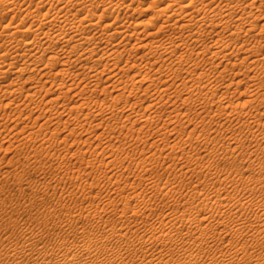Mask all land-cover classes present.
<instances>
[{
	"label": "rangeland",
	"instance_id": "1",
	"mask_svg": "<svg viewBox=\"0 0 264 264\" xmlns=\"http://www.w3.org/2000/svg\"><path fill=\"white\" fill-rule=\"evenodd\" d=\"M43 1L46 3L43 4ZM129 1L131 2V0H126L127 3H125L129 4ZM155 1L156 0H134L128 7H123L121 9L122 15L127 14L130 16L129 19L135 30H145L144 33L137 35L140 37L139 41L141 40L143 42V38L146 37V31L153 29L150 17L154 16L160 8L159 6L163 5L162 2L167 0H157L156 3ZM172 1L173 0H168L167 2L169 3ZM196 1V4L199 5L200 0ZM244 1L249 3L252 0ZM55 2L56 0H0V31L5 29L4 26H7V24H17L19 26L20 22V25L24 26L21 27L22 30L29 26L28 24L30 23L36 24L43 19L44 16L38 15L36 12L37 16L29 17L27 16V12L33 9L35 14L34 10L37 9L39 5L44 7L45 10L51 9V11H55L61 5L58 0L56 4ZM219 2L220 0H216L214 3L215 6L217 4L221 6ZM52 8H54V10ZM82 9L86 11V14L94 13V11H91L93 9L90 6L86 8L82 7ZM246 10L250 12V14H262V17H260L263 18L264 6H257V8L247 7ZM19 11L22 12L20 13ZM100 11H102V9L98 10L97 13H102ZM253 11L255 12L253 13ZM76 12L77 11L74 10V13ZM238 12L240 11L238 10ZM105 14H108V12H105ZM35 17L36 19L34 20L33 18ZM163 18H165V16H163ZM227 18L228 17L225 18V21L223 20L224 22L218 21L220 24L215 26L218 28H216L217 30L215 27H213V31L210 30L212 29V26H210L206 29L207 31L205 30L204 33L202 32L200 34V37L195 36L197 39L195 37L191 38L188 35L189 31L187 34L186 31L189 30V27L181 31L180 34L183 32V38L186 39L187 36L189 37L186 39V42L180 45V48L177 49L173 58L183 53L185 56L188 55L186 56V59H188V61H185L186 63L179 62L172 65L173 67L165 66L161 71H157V69L160 68L158 67L160 59L156 60V58H153L154 61L153 59H148L150 55L146 54V48H136L133 52L134 54L130 56L131 60L129 61L132 62V64L136 61L135 65L137 67H135L134 70L131 69V71L133 70L132 72H135L139 70L138 72L141 71V75L148 74L152 77L144 82L145 85L139 89H137V87L133 89L132 84H130L125 88L126 93L120 97V100H118L119 102L117 99L113 102L112 99L114 96L116 97L118 95L119 91L124 90L125 84L121 82H117L116 84V86H120L119 88L112 86L113 84L115 85L116 81H108L109 84L103 82L104 85L108 84V90L110 89L105 93L100 89L103 87L102 85L97 93H92V95H88L90 92L88 94L86 93L89 99L95 94L90 100L91 105H93L92 102L95 98H99V103L100 101L102 104L109 102L113 107L109 111L106 109L107 104L102 105L101 107H105V109H101L107 111L100 114L101 117L99 115H91L87 118L85 115H80L78 119L73 115L70 116V118L73 117L74 119L71 118L70 124L67 125L65 119L68 117L67 112L64 111L63 114H59L60 112L58 113L56 110L62 109L63 107L69 109L68 107L78 103L76 101L78 97H74L72 93L67 97L62 95L63 97L61 96L57 99V102L53 101V103H56V105L54 104L56 106V110L54 109V111L58 113V115L54 111L45 112V115L44 111L40 110L41 108H37V110H33V117L28 119L30 113L28 111L29 109L22 107L23 115L24 113L25 115L22 120H17V118L13 116V118L10 117L11 114L15 112L13 108H11L13 109L11 110L9 106H7L3 108L4 110H0L2 114H5V116L1 115L3 117L0 116V264H46L48 260H56L55 258L60 255L61 248L72 247L74 250L80 252L83 245L84 247H90V251H87L89 254L85 253V255L81 252L79 256L83 259L87 256L86 258L89 259V257H95L97 255V250L98 253L100 252V248L98 249V247L101 245L103 246V244L107 247L110 245L109 248L112 249L115 246L114 249L116 252V245L119 247H122V245L124 246L123 242L126 240V237L130 239V242H136L134 245L138 249V255H141L143 250H148L149 253H165L164 260H160L158 258L159 255L151 262H148L150 261L149 259H144L142 255L139 256V258L136 256L134 257L131 254V250H133L134 247L132 245L127 247L126 250H122L125 261H118L114 264H176L177 258L175 257L185 258L193 251L196 259L194 258L188 264H264L262 261L264 260V256L262 255L264 254V236L258 237V240H253V238H256L254 234L259 233L257 227L254 226L258 224L256 223L257 221L253 223L256 214L261 213V217L263 218H261L260 222H264V208L258 204L264 202V64L247 66V63L244 64L240 62L242 57L246 55L244 52H254L258 58H262L261 55L264 56V46H262V44H264V32L260 31L264 19L259 18L256 20L254 17L249 18V20H254L257 26L251 33L246 30H243V32L237 31L235 29L237 24L236 19H232L234 17ZM119 19L122 20L121 18ZM120 20L117 19V21ZM26 22L27 24H25ZM227 22L233 25L231 26ZM223 24H225V26ZM54 26L55 25L51 24L50 27L48 26L49 29L48 27L46 29L53 30ZM176 26L164 27L160 30L162 31L160 34L163 33L167 34V36H176L177 34L175 32L179 30ZM226 27L227 29H225ZM223 28L226 31H223ZM233 28L235 30L232 31ZM164 30L168 32H164ZM173 30L175 32H173ZM8 31L9 30H7V32ZM245 31L247 34L244 33ZM32 35L33 33L18 32L13 35L10 41L21 38L23 41L22 45H20V50H23L26 47L25 40ZM118 37L119 36H116L114 38ZM136 37L134 40H137ZM215 38H218L216 40L221 43L222 41L223 43H226V41L229 42L226 43L228 46L225 50H222L223 53L220 57L215 56L213 50L204 51L206 44L211 45L212 40H215ZM189 40L190 43H188ZM231 40L233 41L231 42ZM240 44H244V48H247L246 50L243 48L244 50L242 51L244 52L238 51V48L241 46ZM193 49H195L194 52ZM143 50L146 53H144ZM205 52H207V54ZM203 54L204 56H202ZM224 54L225 56H223ZM140 57L143 59L140 60ZM125 59H127V56ZM221 59L223 61H221ZM212 60H214V62ZM45 61H47V58L42 59L40 62L41 66L44 65L42 63ZM129 61H123L120 64L124 67L122 70L128 68L130 65ZM146 61L148 63L145 64ZM21 63L22 62H17L15 66L11 68L7 77L3 78L4 83H7V81L18 74L15 72L16 66H19ZM137 63L139 65H137ZM167 63H169V61H167ZM224 63L225 66H223ZM196 64L198 67H196ZM213 64L214 66H211ZM149 65H151V67ZM191 65L197 69L194 70ZM53 66L54 65H50L45 71H35L31 75L29 74V76L39 81L40 78H45L41 76L43 75L42 73L49 71L53 73L52 70H56L55 66ZM75 66L76 65H73L72 67L74 72L78 71V66ZM146 66L150 68H146L150 71L148 73H144L147 72L145 69ZM224 67L225 69L228 67L227 71H225ZM168 68L173 72L171 73V71H168ZM173 68L174 70H172ZM220 68L222 69L221 71H223L222 73ZM167 71L170 72V74H166L168 73ZM186 71L189 73H186ZM159 72H161V74ZM207 73H209V76ZM156 74L159 75L156 76ZM176 74L179 75L177 76ZM232 74H234V76H232ZM169 75L171 77L173 76V78H177V80L174 78L173 81L175 82L173 83V78L171 79ZM189 75H193L192 78L195 80L190 77L189 79ZM23 76L26 78L28 74ZM80 76L86 78L85 74ZM80 76L78 77L79 81L81 78ZM25 78L19 81L23 82ZM150 79L153 80L152 87L147 89L148 91L146 90V92V84L151 85ZM178 79L180 82L183 80L186 81L178 83ZM238 79L239 81L241 80L240 82L238 81L239 83L237 82ZM3 80H0V84ZM192 80L194 82L203 80L202 84L207 85V87L201 92L197 90L193 91L192 100L184 106L181 99L175 96L177 93H175V91L182 92V98L186 97V95L189 96V90L187 89V91L186 87L182 84L187 82V86H192L190 88L192 89L193 86L195 87L197 84ZM155 81L157 82L155 83ZM218 81L219 84L217 85ZM68 82V84H70L72 81ZM164 82H166V84ZM35 83L37 85L40 84L39 86L42 85L41 82ZM176 83H178L177 86ZM156 84L159 85L157 86ZM111 87L114 88L111 89ZM159 87L167 90H160ZM27 88L28 85L26 83L24 85V94H26L25 90ZM55 88L52 89L54 93H51V95L47 97L42 98V95L36 96L34 100L35 104L38 103L37 105L46 107L45 109L47 110V107L51 106L52 103H47L46 99H49L51 96H57L59 94L58 91H61L59 89L55 90ZM143 90L145 92H143ZM99 91L102 93L100 92L101 94H99ZM158 91L159 93H157ZM2 94L3 92L0 96ZM17 94H15V96L14 93H10V95H12L11 97H15L16 102L17 98L18 100L24 99V94L21 96L20 93ZM113 94L114 96L112 97ZM97 95L100 97L97 98ZM9 97L8 95L5 99L7 100ZM159 97L161 98L159 99ZM144 98L146 99L143 100ZM175 98L178 99L175 100ZM207 98L210 99L209 103H206ZM74 99L76 100L74 101ZM204 101L205 105H203ZM220 102L223 104L227 103L226 105L229 106L228 110H222ZM148 103H150V105H152V103L154 104L151 107ZM65 104L66 106H64ZM157 104L159 105L157 106ZM232 104L233 107L231 106ZM76 106H78V104H76ZM165 106L166 108H164ZM153 107L154 109L152 110ZM179 107H181V109ZM84 108L85 111L88 112L87 106ZM112 110H114L113 113L111 112ZM203 110H207L209 113L211 112L210 114L213 118L204 119ZM40 111L43 119V116H53L52 124L49 122L50 125H42L41 122H43V119L32 124V122L35 121V119L32 120V118L38 116ZM201 111L203 114L200 113ZM207 111L205 112L206 114ZM130 112L133 117L139 114L142 119L148 118V116L145 115H149L153 120L155 119V123L153 120H151L150 123H146V126L140 121L132 123L131 119H126V114ZM142 113L144 114L141 115ZM179 113L181 115H179ZM7 114L10 116L8 117ZM108 114H110V116ZM103 116L109 118L105 120L102 119L104 118ZM57 121L60 122L59 125H57ZM101 121H103V123H101ZM79 122L81 124L85 122V126L82 127ZM96 122L100 126H98ZM123 124L126 125L124 128L122 127ZM95 125H97V128L94 127ZM164 125L165 127H163ZM41 126L42 128H40ZM72 127H76V130L73 131ZM12 131L15 133L13 134ZM31 131H36L32 137L30 135V133H32ZM70 131L72 134H70ZM22 138L24 140H22ZM231 140H233V142ZM234 146L235 149L233 148ZM232 150L233 152H231ZM241 151H243L242 154ZM226 153L228 156H226ZM246 154H248V157ZM257 157H259V159ZM261 162H263V164H261ZM237 168L243 170L244 173L242 176L236 171ZM157 188L160 189L159 192ZM217 194L228 198V200L225 199L221 204V208L209 204V208H207L208 206H204L203 209L206 210V214L209 213V219L215 226L218 222L220 223L221 220H223V225L218 224V227L216 226L214 228L209 221L207 229H209L208 233L211 235H204V237L200 238V227L196 223H190L187 220L189 217L199 216L198 209H200L201 206H199L198 203L200 201L206 197H215ZM196 195L197 197L194 198ZM198 199L200 201H197ZM187 202H191L188 207L185 206L188 204ZM242 203L244 204L243 208L237 207V204ZM125 204H128V208L124 211ZM189 206H191V209ZM187 210H190L191 215ZM124 215L127 218H125ZM173 216H176V218ZM236 216L241 217L239 218L240 220ZM172 218L176 223L179 221L175 228L178 232H183L187 243L186 241L185 243L182 242L181 238L176 234L173 235V238H178L179 244H174L173 241L165 239L164 237H157V235L169 233L167 229L170 230L174 222ZM181 218H183V220L186 219V221L184 220L185 222L183 223ZM250 221H252V223ZM238 225L240 227L243 226L239 231L236 230V227H239ZM188 233H194L193 237ZM153 234H155L156 237H154L155 235ZM142 235L143 237L141 238ZM100 236L103 238L101 239ZM199 238L202 240H198ZM139 240H144L145 242L141 244ZM80 244L83 245L81 246ZM259 253H262L261 256ZM255 254H258L257 257ZM261 257L263 259H260ZM187 259L190 258L188 257ZM127 261H129V263Z\"/></svg>",
	"mask_w": 264,
	"mask_h": 264
},
{
	"label": "bare ground",
	"instance_id": "2",
	"mask_svg": "<svg viewBox=\"0 0 264 264\" xmlns=\"http://www.w3.org/2000/svg\"><path fill=\"white\" fill-rule=\"evenodd\" d=\"M54 1V0H53ZM59 3L61 4L57 10L55 11H51V9H46L42 6L39 5V7L37 9H35V14L33 12V9L32 11L29 10L27 12V16H37L36 15V12L38 15H42L44 16L41 17L43 19H41L39 22H37L36 24L35 23H30L28 24L29 26H27L26 28H24V30L21 29V27L23 25H20V22H19V26L17 24H14L15 25H8L7 26H4L5 29H2V31H0V80L4 77H7V74L10 72L11 68H13L15 66V64L17 62H22L19 66H16V73H18L17 75H15V77L11 78V80L7 81V83H4V80L3 82L0 84V94L3 92V94L0 96V110L3 109L4 107H7L9 106V108H13L15 110L14 113L11 114V116L9 114H7V116L11 117V118H17L22 120L23 119V109H21L22 107L23 108H27L29 109L28 111L30 112L29 113V117L28 119H30V117H33V113L34 111L33 110H37V108H41L40 110L44 111L45 112H48V111H51L53 112L54 109H55V105L56 103H53V101L57 102V99H59L62 95L67 97V96H70L69 94H73V96L75 97H78L77 100L74 99V101L76 100L78 103V106H76V104H71L72 106L68 107L69 109H66V108H62V109H55L56 112H60L59 114H63L64 111L67 112V115L68 117H66V123L67 125L70 124V116H73L75 118H78L80 115H85L87 118L91 115H94V116H100V114L102 113H105V111L107 110H111V108H113L110 103H104L102 104L101 101L100 103L98 102V96L97 95V98L98 99H94V103L92 102L93 105H91V98L93 96H95V94L90 97V99L87 97V94L88 95H92V93H97V91L99 90V88L101 87V85L103 86L101 89V91H103L104 93L107 92L108 90V81H116L115 85L113 84L112 86H116L117 82H121L123 84H125L124 86V90H121L119 91L118 95L115 97L114 94L112 95V97L114 96V100L112 99V101L114 102L115 99L120 100V97H122V95L125 92V88H127L130 84H132L133 86V89H135V87H137V89L143 87L145 84L144 82L148 81V79L152 76L150 75H141V71L138 72V71H135V72H132L134 70L135 67H137L135 65L136 61H134L135 63L132 64V62H130L129 60L130 59V56L133 55L134 53V50L136 48H146L147 49V53L144 51V53L150 55L148 57V59H153V58H156V60H159L160 59V64L158 65V67H160L159 69H157V71H161L162 68H165L166 67H170L174 64H177L179 62L183 63L185 62L186 60L188 61V59H186V56L188 55H184L183 53L176 56L175 58H173V56L175 55V52L177 51L178 48H180V45H182V43L186 42V39L190 36L191 38L192 37H200V34L203 32H205V30L212 26V30L213 31V27L217 26L218 24H220L218 21H222L224 22L225 21V18L228 17H234L232 19H236V26H235V29L237 31H242L243 30H246L247 32L250 31L252 33V31L254 30V28H256V24L254 23V20H249L250 17H254V19H264V14H263V18H261L262 14H255L253 11L254 14H250V12H247L246 8L247 7H256L257 6H261L263 7L264 6V0H252L251 2H245L244 0H220L219 3H221V6L220 4H217L215 6V2L216 0H200L199 2V5L196 4V0H173L172 2H162L163 5L162 6H159L160 8L158 9L157 13L154 15V16H151L150 17V20H151V26L153 27L152 30L150 31H146L145 35L146 37L143 38V42L139 39L140 37L137 36L138 34L140 33H144L145 30L143 31H138V30H135L132 26V22L130 21L129 19V15L127 14H123L122 15V12H121V9L123 7H128L130 5V3L134 0H131V2L129 4H126V0H58ZM157 1V0H156ZM155 1V3H156ZM159 1H162V0H159ZM207 1V2H206ZM57 2V0H56ZM55 2V4H56ZM126 2V3H125ZM132 2V3H133ZM259 2V3H258ZM43 4L46 3V2H42ZM41 3V4H42ZM161 4V2H160ZM214 4V6H213ZM52 5V4H51ZM88 5V6H87ZM158 5V3H157ZM54 6V5H53ZM91 7L93 10H91L92 12L94 11V13H88L86 14L82 7L86 8V7ZM29 7V6H28ZM32 7V6H31ZM49 7V6H47ZM51 8V6H50ZM244 8V9H243ZM12 9V8H11ZM24 9V8H23ZM30 9V8H29ZM54 10V8H52ZM82 9V10H81ZM88 9V8H87ZM102 9V13H97L98 10ZM74 10L77 11L76 13H74ZM238 10L240 12H238ZM256 10V9H255ZM258 10V9H257ZM27 11V10H26ZM88 11V10H87ZM90 11V12H91ZM252 11V10H251ZM260 11V10H259ZM20 12V11H19ZM22 12V11H21ZM20 12V13H21ZM105 12H108V14H105ZM262 12V11H261ZM25 13V12H24ZM23 13V14H24ZM121 13V14H120ZM264 13V12H263ZM246 14V15H244ZM26 15V14H25ZM121 15V16H120ZM26 16V17H27ZM163 16H165V18H163ZM236 16V18H235ZM261 16V17H260ZM119 18H121L122 20H120ZM227 18V19H228ZM20 19V18H19ZM32 19V18H31ZM34 20L36 19L33 18ZM120 20V21H117ZM26 20V19H25ZM24 20V21H25ZM32 20V21H34ZM38 20V19H37ZM36 20V21H37ZM224 20V21H223ZM230 20V19H229ZM227 21V20H226ZM234 21V20H232ZM30 22V21H29ZM235 22V21H234ZM10 23V21H9ZM228 23V22H227ZM233 23V22H232ZM23 24V23H22ZM27 24V22L25 23ZM55 25L53 30H48L50 25ZM138 24V23H137ZM177 26H176V25ZM230 24V23H228ZM235 24V23H234ZM225 26V24H223ZM227 25V24H226ZM231 25V24H230ZM233 25V24H232ZM231 25V26H232ZM261 29L260 31L261 32H264V23L261 24ZM49 26V27H48ZM176 26L179 30L178 32H175L173 30V32H175L176 36H167V34H160L162 31H160L162 28H166V27H174ZM222 26V27H224ZM24 27V26H23ZM48 27V29H46ZM53 27V26H52ZM175 27V28H176ZM189 27V28H188ZM234 27V26H233ZM176 28V30H177ZM189 29L187 30V34H188V31H189V36L185 38H183V32L182 34L181 31H184V29ZM217 27H215L216 29ZM231 28V27H230ZM172 29V28H171ZM170 29V30H171ZM218 29V28H217ZM216 29V30H217ZM224 29V28H223ZM227 29V27L225 28ZM223 30V31H226V30ZM234 28L232 29L235 30ZM7 30H9L7 32ZM207 31V30H206ZM219 31V30H218ZM218 31H215V32H218ZM221 31V29H220ZM219 31V32H220ZM231 31V30H230ZM231 31V32H232ZM246 31L244 33H246ZM18 32H23V33H33L32 36H30V38H28L27 40H25V45L26 47L23 49V50H20V45H22V39H15L13 41H10L11 38L13 37V35H15L16 33ZM164 32H168V31H165ZM255 32V31H254ZM172 33V32H171ZM210 33V32H209ZM212 33V32H211ZM238 33V32H237ZM236 33V35H237ZM173 34V33H172ZM208 34V33H206ZM215 34V33H213ZM212 34V35H213ZM242 34V33H241ZM247 34V33H246ZM257 34V32H256ZM216 35V34H215ZM220 35V34H219ZM231 35V34H230ZM235 35V36H236ZM239 35V34H238ZM116 36H119L118 38H114ZM137 36V37H136ZM210 36V35H209ZM223 36V35H222ZM233 36V35H232ZM136 37L137 40H134V38ZM261 37V36H260ZM196 38V37H195ZM235 38V37H234ZM197 39V38H196ZM199 39V38H198ZM202 39V38H201ZM216 39L218 38H215V40H212V43L211 45H207L205 46L204 48V51H209V50H213V53L215 56L217 57H220L223 53V49L225 50L228 46V44H226L228 41H226V43H222L220 41H217ZM221 39V38H220ZM219 39V40H220ZM223 39V38H222ZM221 39V40H222ZM194 40V39H193ZM224 40V39H223ZM198 41V40H197ZM233 40H231L232 42ZM259 41V40H258ZM196 42V40H195ZM230 42V43H231ZM188 43H190V40L188 41ZM192 43V42H191ZM208 43V42H207ZM210 43V42H209ZM229 43V42H228ZM235 43V42H234ZM194 44V42H193ZM199 44V43H198ZM232 44V43H231ZM122 45V46H121ZM185 45V44H183ZM189 45V44H187ZM186 45V46H187ZM241 45V44H240ZM257 45V44H256ZM131 46V47H129ZM193 46V45H192ZM230 46V45H229ZM255 46V45H254ZM262 46H264V44H262ZM258 47V46H256ZM202 48V49H203ZM244 44L241 45L239 48H238V51H242L244 50ZM261 48V47H260ZM145 49V50H146ZM190 49V48H189ZM247 49V48H246ZM245 49V50H246ZM184 50V49H183ZM187 50V49H185ZM195 49H193V52H194ZM191 51V50H190ZM203 51V50H202ZM235 51V50H234ZM258 51V50H257ZM192 52V51H191ZM229 52V51H227ZM233 52V51H232ZM244 52V51H242ZM250 52V51H249ZM256 52V51H255ZM143 53V52H142ZM143 53V54H144ZM198 53V52H197ZM200 53V52H199ZM207 54V52H205ZM212 53V54H213ZM226 53V52H225ZM246 55L242 57L241 61L242 63L246 64L247 63V66H250V65H263L264 64V56H262V58H258L254 52H250V53H246L244 52ZM254 53V55H253ZM189 54V53H188ZM228 54V53H227ZM190 55V54H189ZM192 55V54H191ZM258 55V54H257ZM127 56V59H125V57ZM204 56V54L202 55ZM225 56V54L223 55ZM227 56V55H226ZM231 56V55H230ZM238 57V56H237ZM43 58H47V61L43 62L42 64H44L43 66H41L40 62L42 61ZM147 58V57H146ZM188 58V57H187ZM209 58V57H207ZM212 58V57H211ZM224 58V57H223ZM227 58V57H226ZM143 59L140 57V60ZM198 59V58H196ZM214 59V58H213ZM251 59V60H250ZM139 60V59H138ZM191 60V59H190ZM229 60V59H227ZM233 60V59H232ZM123 61H129L130 62V65L128 66V68L122 70V67L120 64L123 62ZM150 61V60H149ZM154 61V59H153ZM167 61H169V63H167ZM209 61V60H208ZM214 62V60H212ZM211 61V62H212ZM221 61H223L221 59ZM226 61V60H225ZM82 62V63H80ZM144 62V61H143ZM157 62V61H156ZM193 62V61H192ZM198 62V61H197ZM196 62V63H197ZM219 62V60H218ZM148 63L147 61L145 62V64ZM152 63V61H151ZM150 63V64H151ZM155 63V62H154ZM167 63V64H166ZM186 63V62H185ZM191 63V62H190ZM195 63V62H194ZM216 63H217V59H216ZM215 63V65H216ZM231 63L233 64V62L231 61ZM235 63V62H234ZM239 63V62H238ZM126 64V63H125ZM124 64V65H125ZM143 64V63H142ZM141 64V65H142ZM193 64V63H192ZM212 64V63H211ZM231 64V65H232ZM50 65H54L56 70H52L53 73L51 71L49 72H46V73H42L43 75H41L42 77H45V78H40L39 81H36V79L34 77H31L29 76V74L31 75L32 73H34L35 71H45V69H47ZM73 65H76L78 66V71H73L72 67ZM127 65V64H126ZM137 65H139L137 63ZM144 65V64H143ZM152 65V64H151ZM151 65H149L151 67ZM197 65V64H196ZM195 65V66H196ZM219 65V64H218ZM227 65V63H226ZM53 66V67H54ZM75 66V67H76ZM211 66H214L211 65ZM210 66V67H211ZM217 66V65H216ZM225 66V63L224 65ZM229 66V65H228ZM236 66V65H235ZM246 66V65H245ZM52 67V68H53ZM140 67H144V66H140ZM158 67H155V68H158ZM173 67V66H172ZM171 67V68H172ZM192 68L197 69L195 67H193V65H191ZM190 67V68H191ZM198 67V65L196 66ZM207 67V66H206ZM218 67V66H217ZM222 67V66H221ZM232 67V66H231ZM234 67V66H233ZM119 68H120V71H119ZM139 68V67H138ZM147 68V66L145 67V69ZM201 68V67H200ZM76 69V68H75ZM131 69H133L131 71ZM141 69V68H139ZM147 69H150V68H147ZM146 69V70H147ZM153 69V68H152ZM211 69V68H210ZM209 69V70H210ZM214 69V68H213ZM217 69V68H216ZM215 69V70H216ZM225 69V67H224ZM228 69V67H227ZM227 69H225V71H227ZM122 70V71H121ZM137 70V69H136ZM145 70V71H146ZM165 70V69H164ZM164 70H163V73H164ZM174 70V68L172 69ZM192 70V69H191ZM206 70V69H205ZM214 70V71H215ZM218 70V69H217ZM222 69L220 68V71ZM132 74H131V72ZM168 71H171L169 70L168 68ZM167 71V72H168ZM189 71V69H188ZM186 71V73L188 72ZM207 71V70H206ZM144 72V71H143ZM150 72L149 70H147V72H144V73H148ZM153 72V71H152ZM173 71H171L172 73ZM175 72V71H174ZM192 72V71H191ZM198 72V71H197ZM201 72V71H200ZM204 72V71H203ZM223 71H221L222 73ZM157 73V72H156ZM161 74V72H159ZM162 73V74H163ZM176 73V72H175ZM189 73V72H188ZM194 73V71H193ZM206 73V72H205ZM219 73V72H218ZM263 73H264V70H263ZM28 76L25 78L23 75H27ZM82 74H85L86 78H82L80 75ZM131 74V75H130ZM150 74V73H149ZM166 74H170V72L166 73ZM192 74V73H190ZM195 74V73H194ZM225 74V73H224ZM223 74V75H224ZM34 75V74H33ZM159 75V74H156V76ZM172 75V74H171ZM177 75V74H176ZM179 75V74H178ZM177 75V76H178ZM198 75V74H197ZM207 75L209 76V73H207ZM222 75V74H221ZM81 77L80 78V81L78 80V77ZM155 76V77H156ZM167 76V75H166ZM202 76V75H201ZM228 76V75H227ZM231 76V75H230ZM232 76H234V74H232ZM36 77V76H35ZM169 77H171L169 75ZM186 77V76H185ZM191 78L193 79V75H189L188 78ZM24 79L25 80L23 82H20L21 80L20 79ZM37 78V77H36ZM166 78V77H165ZM168 78V77H167ZM166 78V79H167ZM173 78V76L171 77V79ZM175 78V77H174ZM174 78L172 79V81L174 80ZM187 78V79H188ZM189 78V79H190ZM195 78V77H194ZM225 78V77H223ZM41 79H45V80H41ZM155 79V78H154ZM159 79V78H158ZM161 79V78H160ZM169 80H171L170 78H168ZM177 80V78H175ZM20 80V81H19ZM38 80V79H37ZM179 80V79H178ZM183 80V79H181ZM195 80V79H193ZM192 80V81H193ZM217 80V79H216ZM223 80V79H222ZM43 81V82H42ZM68 81H72L70 84H68L69 82ZM162 81V80H160ZM167 81V80H166ZM183 81H186V80H183ZM182 81V82H183ZM203 81V80H202ZM202 81H195L197 84L196 86L192 89H190L193 85L191 83L190 86H187V82H184V87H186V90L188 89L189 92V96L186 95V97H181L182 96V92H178V91H175V96H177L178 98L181 99L182 101V104L185 106L189 103V101L192 100V97H193V91L197 90L199 92H201L203 89H206L205 87H207V85H203L202 84ZM239 81V79L237 80V82ZM241 81V80H240ZM239 81V82H240ZM35 82H41V86L37 85ZM103 82H107L108 84L107 85H104ZM112 82V81H111ZM110 82V83H111ZM150 82H151V85L150 84H146V87H145V91L149 88L152 87V82L153 80L150 79ZM157 81H155L156 83ZM175 81H173L174 83ZM177 82V81H176ZM180 82V80L178 81V83ZM180 82V83H182ZM194 82V83H195ZM212 82V81H211ZM231 82V81H230ZM238 82V83H239ZM24 83V84H23ZM27 83L28 85V88L25 90L26 91V94H24V85ZM114 83V82H113ZM149 83V82H148ZM154 83V84H155ZM159 83V82H158ZM161 83V82H160ZM166 84V82H164ZM172 83V82H171ZM172 83V84H173ZM176 83V86L177 84ZM216 83V82H215ZM237 83V84H238ZM49 84V85H48ZM153 84V86H154ZM208 84V83H206ZM219 84V81L217 83V85ZM229 84V83H228ZM30 85V86H29ZM119 85V84H118ZM122 85V84H121ZM157 85V84H156ZM159 85V84H158ZM157 85V86H158ZM169 85V84H167ZM181 85V86H182ZM221 85V84H220ZM219 85V86H220ZM69 86V87H68ZM111 86V85H109ZM166 86V85H165ZM171 86V85H170ZM169 86V87H170ZM179 86V85H178ZM216 86V85H215ZM56 87V88H55ZM68 87V88H67ZM114 87H111V89H113ZM118 87V86H116ZM120 87V86H119ZM118 87V88H119ZM164 87V86H162ZM229 87V86H228ZM55 90L59 89L61 91H58L59 94L57 96H51L49 99H46L47 100V103H52L51 106L47 107L48 109L46 110L45 108L46 107H41L37 104H35L34 100L36 99L35 97L36 96H41L42 95V98L44 97H47L48 95H51V93H54V91L52 89ZM160 90L162 89L161 87H159ZM165 88V87H164ZM163 88V89H164ZM209 88V87H208ZM122 89V88H121ZM143 89V88H142ZM162 89V90H163ZM171 89V88H170ZM178 89V88H177ZM110 90V89H109ZM108 90V91H109ZM131 90V89H130ZM156 90V89H155ZM158 90V89H157ZM165 90V89H164ZM167 90V89H166ZM165 90V91H166ZM187 90V91H188ZM255 90V89H254ZM2 91V92H1ZM99 91V94H101L102 92ZM118 91V89H117ZM132 91V90H131ZM138 91V90H136ZM143 90V92H145ZM148 91V90H147ZM146 91V92H147ZM164 91V93H165ZM57 92V93H58ZM101 92V93H100ZM133 92V91H132ZM135 92V90H134ZM253 92V91H252ZM10 93H14L15 94H19L20 93V96L21 95H25L24 96V99H20L18 100L17 98V102L15 101V97H11L12 95H10ZM87 93V94H86ZM109 93V92H108ZM114 93V92H113ZM117 93V92H116ZM159 93V91L157 92ZM162 93V94H164ZM185 93V92H184ZM17 94V95H18ZM10 96L7 100L5 99L7 96ZM107 95V93H106ZM116 95V94H115ZM126 95V94H125ZM161 95V94H160ZM169 95V94H168ZM167 95V96H168ZM16 96V95H15ZM62 96V97H63ZM105 96V95H104ZM110 96V94H109ZM163 96V95H162ZM161 96V97H162ZM64 97V98H65ZM103 97V96H102ZM101 97V98H102ZM111 97V98H112ZM159 97V99L161 98ZM170 97V95H169ZM20 98V97H19ZM38 98V97H37ZM41 98V97H40ZM71 98V97H70ZM105 98V97H104ZM108 98V97H107ZM106 98V99H107ZM109 98V99H111ZM154 98V97H153ZM173 98V97H172ZM178 98H175L178 99ZM68 99V98H66ZM65 99V100H66ZM103 99V98H102ZM146 98H144L143 100H145ZM163 99V98H162ZM167 99V98H166ZM203 99V98H202ZM6 100V101H5ZM41 100V99H40ZM158 100V99H157ZM205 100V99H203ZM8 101V102H7ZM110 101V100H109ZM111 101V102H112ZM153 101V100H152ZM164 101V100H163ZM161 101V102H163ZM168 101V99H167ZM202 101V100H201ZM38 102V101H37ZM42 102V101H41ZM40 102V103H41ZM103 102V101H102ZM119 102V101H118ZM143 102V101H142ZM149 102V100H148ZM175 102V101H174ZM200 102V101H199ZM210 102V99L207 98L206 99V103H209ZM117 103V102H116ZM205 101L203 102V105ZM44 104V103H43ZM55 104V105H54ZM64 104V103H63ZM67 104V103H66ZM66 104L64 106H66ZM106 105V109L107 110H102L103 108L105 109V107H101L102 105ZM143 104V103H142ZM150 105V103H148ZM154 103H152L153 105ZM161 104V103H160ZM227 104V103H226ZM226 104H223L222 102H220V106H221V109H225V110H228V105ZM231 104V103H230ZM46 105V104H45ZM60 105V103H59ZM68 105V104H67ZM116 105V104H115ZM148 105V106H149ZM152 105H150L152 107ZM156 105V104H155ZM159 104H157L158 106ZM167 105V104H166ZM202 105V104H201ZM239 105V104H238ZM58 106V105H57ZM85 106H87L88 108V112L85 111ZM149 106V107H150ZM176 106V105H175ZM178 106V105H177ZM233 107V104L231 105ZM230 106V107H231ZM234 106H237V105H234ZM31 107V108H30ZM59 107V106H58ZM147 107V105H146ZM145 107V108H146ZM150 107V108H151ZM160 107V106H159ZM200 107V106H199ZM205 107V106H204ZM94 108V109H93ZM102 108V109H101ZM115 108V107H114ZM166 108V106L164 107ZM175 108V107H174ZM181 109V107H179ZM202 108V107H201ZM236 108V107H234ZM11 109V110H13ZM64 109V110H63ZM154 109V107L152 108V110ZM176 109V108H175ZM174 109V110H175ZM178 109V108H177ZM4 110V109H3ZM2 110V111H3ZM6 110V109H5ZM25 110V109H24ZM90 110V112H89ZM236 110V109H234ZM104 111V112H103ZM114 110H112L111 112L113 113ZM146 111V110H145ZM168 111V110H167ZM170 111V110H169ZM178 111V110H177ZM207 110H203V112L201 111L200 113L203 114V118H210L212 119L213 116L207 111V114L205 113ZM49 112V113H51ZM55 112V111H54ZM55 112V113H56ZM82 112V113H81ZM96 112V113H95ZM98 112V113H97ZM110 112V113H111ZM184 112V111H183ZM1 113V112H0ZM4 113V112H3ZM10 113V112H9ZM58 113H56L58 115ZM177 113V112H176ZM37 114V112H36ZM144 113H142L141 115H143ZM1 115H4L5 114H0ZM46 115V113H45ZM65 115V114H64ZM110 116V114H108ZM179 115H181L179 113ZM187 115V114H186ZM198 115H199V112H198ZM229 115V114H228ZM13 116V117H12ZM27 116V114H26ZM106 116V115H105ZM145 116H148V118L146 117L145 119H142L140 118L139 114L135 115V117H133L132 113H128L126 114V119H131L130 121L133 123H135L136 121H140L142 124H145L146 126V123H150L151 120H153L151 117H149V115H145ZM201 116V115H200ZM3 117V116H1ZM44 119L42 118V114H41V111H40V114L38 116H34L33 119H35L34 122H32V124H34L35 122H38L40 119H43L41 122L42 125H50L49 122L51 123L52 122V118L53 116H43ZM83 117V116H81ZM101 117V116H100ZM104 117V116H103ZM144 117V116H143ZM153 117V116H152ZM170 117V116H169ZM5 118V117H4ZM59 118V117H58ZM109 117H104L102 119H108ZM202 118V119H203ZM3 119V118H2ZM9 119V118H8ZM27 119V120H28ZM74 119V118H73ZM79 119V118H78ZM141 119V120H140ZM4 120V119H3ZM19 120V121H20ZM31 120V121H32ZM155 120V119H154ZM153 120V121H154ZM165 120V119H164ZM173 120V119H172ZM186 120V119H185ZM191 120V118H190ZM8 121V120H7ZM81 121V120H80ZM85 121V120H84ZM189 121V119H188ZM55 122V120H54ZM86 122V121H85ZM84 122V123H85ZM100 122V121H98ZM166 122V121H165ZM175 122V121H174ZM182 122H185V121H182ZM15 123V122H14ZM58 123L57 125H59L60 122H56ZM64 123V122H63ZM80 123V122H79ZM82 122V127L85 126ZM97 123V122H96ZM101 123H103V121H101ZM140 123V124H141ZM155 123V121H154ZM177 123V122H176ZM181 123V121H180ZM17 124V123H16ZM28 124V123H27ZM26 124V125H27ZM31 124V125H32ZM37 124V123H36ZM52 124V123H51ZM168 124V123H166ZM165 124V125H166ZM179 124V123H178ZM7 125V124H6ZM18 125V124H17ZM30 125V126H31ZM94 125V124H93ZM98 125V123H97ZM95 125L94 127L97 128ZM134 125V124H133ZM137 125V124H136ZM165 125L163 127H165ZM181 125V124H180ZM9 126V125H8ZM14 126V124H13ZM100 126V125H98ZM126 125H122V127L124 128ZM132 126V125H131ZM141 126V125H140ZM185 126V125H184ZM7 127V126H6ZM5 127V128H6ZM27 127V126H26ZM130 127V126H129ZM134 127V126H133ZM15 128V127H14ZM24 128V127H23ZM42 128V126L40 127ZM48 128V126H47ZM70 128V127H69ZM76 128V127H75ZM72 127V130L75 131L76 129ZM161 128V127H160ZM168 128V127H167ZM11 129V128H10ZM22 129V128H21ZM25 129V128H24ZM32 129V128H31ZM56 129V128H55ZM128 129V128H127ZM162 129V128H161ZM175 129V128H174ZM17 130V128H16ZM19 130V129H18ZM23 130V129H22ZM8 131V130H7ZM21 131V130H20ZM42 131V130H41ZM171 131V130H170ZM23 132V131H22ZM32 132V131H31ZM36 132V131H35ZM34 131L32 133H30L31 137L32 135L35 133ZM71 132V131H70ZM9 133V132H8ZM13 133V131H12ZM15 133V132H14ZM13 133V134H14ZM27 133V132H26ZM72 134V132L70 133ZM28 135V136H30ZM165 135V134H164ZM22 136V135H21ZM27 136V135H26ZM256 136V135H255ZM18 137V136H17ZM46 137V136H45ZM65 137V136H64ZM9 138V137H8ZM11 138V137H10ZM21 138V137H20ZM25 138V137H24ZM51 138V137H50ZM162 138V137H161ZM236 138V137H235ZM46 139V138H45ZM160 139V138H159ZM6 140V139H5ZM22 140H24L22 138ZM236 140V139H235ZM238 140V139H237ZM259 140V139H258ZM256 140V141H258ZM89 141V140H88ZM233 142V140H231ZM230 141V142H231ZM10 142V141H9ZM85 142V141H84ZM261 142V141H260ZM4 143V142H3ZM20 143V142H19ZM176 143V142H175ZM237 143V142H236ZM2 144V142H1ZM12 144V143H11ZM153 144V143H152ZM156 144V143H155ZM231 144V143H230ZM262 144V143H261ZM178 145V144H177ZM3 146V145H2ZM43 146V145H42ZM160 146V145H159ZM173 146V145H171ZM176 146V145H175ZM228 146V145H227ZM231 146V145H230ZM239 146V145H237ZM259 146H260V143H259ZM216 147V146H215ZM229 147V146H228ZM232 147V146H231ZM9 148V147H8ZM235 149V146L233 147ZM232 148V149H233ZM237 148V147H236ZM3 149V148H2ZM7 149V148H6ZM5 149V150H6ZM158 149V148H157ZM163 149V148H162ZM228 149H231V148H228ZM263 149V148H262ZM164 150V149H163ZM264 150V149H263ZM35 151V150H33ZM227 151V150H226ZM230 151V150H229ZM245 151V150H244ZM38 152V151H37ZM159 152V151H158ZM162 152V151H161ZM233 152V150L231 151ZM243 151H241V154H242ZM264 152V151H263ZM155 153V152H154ZM157 153V152H156ZM163 153V152H162ZM246 153V152H245ZM250 153V152H249ZM227 154V153H226ZM229 154V152H228ZM228 154L226 156H228ZM231 154V153H230ZM244 154V153H243ZM252 154V153H250ZM155 155V154H154ZM247 157H248V154H246ZM29 156V155H28ZM152 156V155H151ZM244 156V155H243ZM34 157V156H33ZM39 157V156H38ZM246 157V156H245ZM36 158V157H35ZM34 158V159H35ZM259 159V157H257ZM262 158V157H261ZM32 160V159H31ZM104 160V159H103ZM257 160V159H256ZM39 161V160H38ZM105 161V160H104ZM103 161V162H104ZM262 161V160H261ZM264 161V160H263ZM40 162V161H39ZM256 162V161H255ZM260 162V161H259ZM258 164V163H257ZM261 164H263V162H261ZM260 164V165H261ZM264 166V164H263ZM262 167V166H261ZM196 168V167H195ZM20 169V168H19ZM261 169V168H260ZM259 169V170H260ZM263 170V169H261ZM241 176L242 174L244 173L243 170L241 168H237L236 170ZM264 171V170H263ZM262 171V172H263ZM260 172V171H259ZM261 173V172H260ZM261 177V176H260ZM258 179V178H257ZM261 179V178H260ZM263 179V178H262ZM258 181V180H257ZM264 181V180H263ZM2 182V181H1ZM156 185V184H155ZM158 185V184H157ZM160 186V185H159ZM153 187V186H152ZM161 187V186H160ZM159 187V188H160ZM158 189V188H157ZM160 189H158V192H159ZM157 191V190H156ZM162 192V190H161ZM175 192V191H174ZM194 192V191H193ZM163 194V193H162ZM174 194V193H173ZM189 194V193H187ZM147 195V194H145ZM144 196V195H143ZM172 196V195H171ZM151 197V196H150ZM192 197V196H191ZM197 197L194 196V198ZM168 198V197H167ZM135 199V198H134ZM192 199V198H191ZM197 199V198H196ZM226 200H228V198L224 197V196H220L219 194H217L215 197H206L205 199H203L202 201H200L199 199L197 201H200L198 203L199 206H201L200 209H198L199 211V216L197 215V217H189L188 219V216H187V221H189L190 223H196L199 227H200V231L201 233H199V236H201L200 238L204 237V235H211L209 234V229L208 226H209V221H210V224L213 225V227L215 228L218 224H221L223 225V220L220 221V223L216 222V226L215 224H213L211 222V220L209 219V216L208 214H206V210L203 209L204 206H208L209 204H213L214 206L216 205L217 207L221 208V204ZM163 200V199H162ZM194 200V199H192ZM187 201V200H186ZM188 203V202H187ZM191 203V202H190ZM188 203L187 206L190 204ZM131 204V203H130ZM194 204V203H193ZM259 206L263 207L264 208V202H261V203H258ZM196 205V204H195ZM209 205V206H210ZM211 205V206H213ZM209 206L207 208H209ZM191 206H189L190 208ZM205 207V208H206ZM237 207L239 208H243L244 207V204H237ZM128 208V204H125L124 205V211ZM130 208V207H129ZM206 208V209H207ZM212 208V207H211ZM215 208V207H213ZM218 208V209H219ZM139 209V208H138ZM191 209V208H190ZM262 209V208H261ZM123 210V209H122ZM133 210V209H132ZM141 210V208H140ZM216 210V209H215ZM134 211V210H133ZM132 211V212H133ZM188 211V210H187ZM213 211V210H212ZM211 211V212H212ZM123 212V211H122ZM139 212V211H138ZM190 212V210L188 211ZM187 212V213H188ZM136 213V212H135ZM264 213V211H263ZM124 214V213H123ZM184 214V213H183ZM193 214V213H192ZM231 214V213H230ZM256 214V213H255ZM126 215V214H125ZM124 215V217H125ZM141 215V214H140ZM190 215H191V212H190ZM212 215V213H211ZM142 217V216H140ZM167 217V216H166ZM172 217V216H170ZM169 217V218H170ZM174 217V216H173ZM178 217V216H177ZM182 217V216H181ZM238 219L241 218V217H238L236 216ZM127 218V217H125ZM136 218V217H135ZM176 218V216L174 217ZM179 218V217H178ZM261 213L259 214H256V218L255 220L253 221L258 223L257 225H254L257 227V230L259 233H255L254 236L256 238H253L258 240L257 238L258 237H261V236H264V222H260L261 220ZM131 219V218H130ZM172 220L174 221V219L172 218ZM176 220V219H175ZM179 220V219H178ZM177 220V221H178ZM186 221V219H184ZM183 220V218H181V221L184 223L185 221ZM240 220V219H239ZM264 220V219H263ZM161 221V220H160ZM164 221V220H163ZM127 222V221H126ZM179 222V221H178ZM177 222V223H178ZM252 223V221H250ZM148 223V222H147ZM172 223V222H171ZM177 223L174 221L170 230L167 229V231H169V233H166V234H160V235H157V237H164L165 239H169L170 241H173L174 244H179L178 242V238L175 239L173 238V235L176 234L178 237L181 238V241L185 243L186 241V238L183 234L182 231H177V229L175 227H177ZM182 224V223H181ZM145 225V224H144ZM150 225V224H149ZM159 226V225H158ZM164 226V225H163ZM192 226V225H191ZM237 226V225H236ZM235 226V227H236ZM239 226V225H238ZM150 227V226H149ZM170 227V226H169ZM197 227V226H196ZM211 227V225H210ZM218 227V226H217ZM223 227V226H222ZM116 228V227H115ZM129 228V227H128ZM160 228V227H159ZM157 228V229H159ZM221 228V227H220ZM234 228V227H233ZM237 231H239L241 228H243V226H239V227H236ZM113 229V228H112ZM154 229V228H153ZM152 229V230H153ZM191 229V228H190ZM217 229V228H216ZM222 229V228H221ZM235 229V228H234ZM112 231V230H111ZM114 231V230H113ZM175 231V232H174ZM242 231V230H241ZM106 232V231H105ZM120 232V231H119ZM136 232V231H135ZM219 232V231H218ZM156 233V232H155ZM214 233V232H213ZM86 234V233H85ZM116 234V233H114ZM140 234V233H139ZM189 234V233H188ZM193 234L194 233H191L189 235H191L193 237ZM216 234V232H215ZM220 234V233H219ZM92 235V234H91ZM155 235V234H153ZM214 235V234H213ZM212 235V236H213ZM218 235V234H217ZM90 236V235H89ZM147 236V235H146ZM196 236V235H194ZM96 237V235H95ZM101 237V236H100ZM109 237H112V236H109ZM143 237V235L141 236V238ZM156 237V235L154 236ZM197 237V236H196ZM88 238V237H87ZM103 237H101L102 239ZM132 238V237H131ZM158 238V239H159ZM198 238V237H197ZM198 239V240H202V239ZM263 238V237H262ZM92 239V238H91ZM145 239V238H144ZM206 239V238H205ZM132 240V239H131ZM142 240V239H141ZM139 240V242L141 241ZM146 240V239H145ZM152 240V239H151ZM156 240V239H154ZM188 240V238H187ZM190 240V239H189ZM109 241V240H108ZM142 242H145L144 240L141 241V244H143ZM83 243V242H82ZM124 246L122 244V247H119L116 245L117 249H116V252H115V249L113 247L112 248H109V246L107 247L106 245L103 244V246L101 245L100 247H98V249L100 248V252L98 253L96 251V256L94 257L93 254L92 256L93 257H89V259H86L84 258H80L79 254L81 252H83L84 254L87 253V251L89 252V248L88 247H84V245L82 246V248L80 249V252H78L77 250H74L72 247H65V248H61L60 250V255L55 258L56 260H48L46 261V264H114L118 261H125L124 259V256H123V252L122 250H126L127 247L129 246H134L133 247V250H131V254L135 257H138L139 256H143L144 259H149L150 261L148 262H151V261H154L155 260V257L157 255L158 258L160 260H164V256H165V253H149L148 250H143L141 255H138V249L135 247L134 243L130 242V239L126 237V240H124ZM181 243V242H180ZM187 243V241H186ZM119 244V242H118ZM140 244V243H139ZM183 244V243H182ZM19 245V244H18ZM253 245V244H252ZM2 246V245H1ZM92 247V246H91ZM25 248V247H24ZM143 248V247H141ZM140 248V249H141ZM94 249V248H92ZM97 249V248H96ZM14 250V249H13ZM19 250V249H18ZM50 250V249H49ZM111 250V252H110ZM114 250V251H112ZM247 250V249H246ZM171 251V250H170ZM2 252V251H1ZM7 252V251H6ZM15 252V251H14ZM169 252V251H168ZM194 252V251H193ZM193 252H190L189 255L185 258H182V257H175L177 258V262L176 264H188L189 262H191L194 258H195V254ZM236 252V251H235ZM234 252V253H235ZM247 252V251H246ZM5 253V252H4ZM19 253V252H18ZM59 253V252H58ZM227 253V252H226ZM233 253V252H232ZM249 253V252H247ZM263 253V252H262ZM262 253H259L260 256ZM17 254V253H16ZM89 254V253H87ZM223 254V253H222ZM18 255V254H17ZM53 255V254H52ZM86 255V254H85ZM138 255V256H137ZM197 255V254H196ZM224 255V254H223ZM256 255V254H255ZM258 255V254H257ZM256 255V257H257ZM264 256V254H262ZM91 256V255H90ZM185 256V255H184ZM251 256V255H250ZM259 256V257H260ZM18 257V256H17ZM190 258V259H187V258ZM234 257V256H233ZM252 257V256H251ZM29 258V257H28ZM32 258V257H31ZM44 258V257H43ZM141 258V259H143ZM174 258V257H173ZM196 259V258H195ZM260 259H263L262 257ZM41 260V259H40ZM134 260V259H132ZM144 260V261H146ZM2 261V260H1ZM7 261V260H6ZM11 261V260H10ZM33 261V259H32ZM44 261V260H43ZM135 261V260H134ZM141 261V260H140ZM199 261V260H198ZM261 261V260H260ZM264 262V260H262ZM16 262V261H15ZM18 262V261H17ZM22 262V261H21ZM129 263V261H127ZM4 263V262H3ZM14 263V262H12ZM44 263V262H43ZM194 263V262H193ZM212 263V262H211ZM226 263V262H225ZM261 263V262H260ZM10 264V263H9ZM134 264V263H133ZM140 264V263H139ZM198 264V263H197ZM228 264V263H227ZM262 264V263H261Z\"/></svg>",
	"mask_w": 264,
	"mask_h": 264
}]
</instances>
